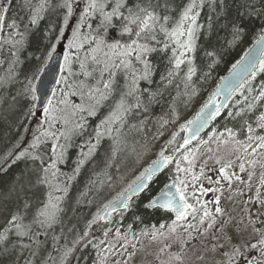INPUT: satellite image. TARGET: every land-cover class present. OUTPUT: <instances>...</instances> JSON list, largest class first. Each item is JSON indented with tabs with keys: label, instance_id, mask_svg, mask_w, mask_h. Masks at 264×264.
Wrapping results in <instances>:
<instances>
[{
	"label": "trees",
	"instance_id": "1",
	"mask_svg": "<svg viewBox=\"0 0 264 264\" xmlns=\"http://www.w3.org/2000/svg\"><path fill=\"white\" fill-rule=\"evenodd\" d=\"M37 2L38 0H32L33 4ZM50 2L52 6L44 13V18L39 20L37 25L29 23L30 10L24 7V0H13L9 12L5 14L6 27L2 36L6 37L11 31L7 25L14 18L20 24V30L26 32V42L18 53L20 62L15 66V75L11 79L8 73L11 61L10 46L4 44L0 49V61H3L0 64V77L6 81L4 86L0 87V232L3 231L6 219L10 218V214L16 210L18 205H22L24 200L31 204L29 213L24 220L25 223H28L37 207L40 206V202L46 199L47 188L45 186L37 184L35 187H25L21 191L18 184V177L23 174H32L33 183H35V174L41 167L39 161H34L28 156L14 160L18 153L27 150L33 155H40L47 166L52 155L51 149L56 145L55 140L49 139L38 149L30 147L35 135L39 134L37 130L41 127L47 129L48 124L45 123L44 112L39 114L36 111V100L32 99V93L25 92L28 81L32 80L31 87L35 88L38 78L48 63L49 54L54 53L51 51L53 47L56 51H62L64 57L65 55L69 56L73 74H68L64 59L57 89L51 100V104L58 110L57 115H60L59 110L65 108V105L61 103L62 100L75 104L83 103L79 95H72L81 81L95 85L96 79L99 77L98 71L93 73V77H85L80 69V60L84 58L85 53L91 55L90 49L96 46L94 43L85 42L84 47L80 50L68 47V41L72 39V32L76 30L86 0H76L73 5V15L68 18L67 25L64 24L66 10L57 6L62 3V0H50ZM131 2L132 0H129V3ZM144 2L146 3L147 0ZM156 2L157 0H152L153 4ZM160 2L162 3V0ZM184 2L186 3L187 0ZM224 3L226 7H217V12L220 13L218 18H215L217 12H212L207 6L201 10L198 23L205 25V28L199 32L195 52L198 71L196 77L193 78L194 94L192 89H189V94L184 95L183 85L179 89L175 87L177 82L167 87L164 86L166 82L162 83L160 76L165 70L167 57L171 53L170 51H157L148 57L155 65L152 82L140 81L139 87L142 90H147L142 95L144 104H147L150 92L159 90L163 92V95L157 97L158 103L148 105L147 112H144L143 108L134 109L128 114L125 123L113 124L112 131L101 137L97 143L95 138L97 128L101 121L114 111L121 94L126 91L127 80L123 72L115 71L116 83L113 94L102 103L94 115L85 112L80 114L83 116L82 120L80 116L72 118L67 126L71 133L67 141L60 137V133L65 131L63 121L53 124L50 130L57 134L59 144L65 146L64 158L57 164V167L60 170L58 182L67 187L65 193H58V195L64 196L63 206L66 210L61 216L62 223L56 225L54 229H48L46 237L41 235L38 238L44 243L40 248L39 255L34 258V264H43L49 253L59 256L58 252L53 251L54 245L57 248L66 242L70 245L71 240L78 233L82 235L87 230L89 222L94 219L95 214L98 211L103 212L105 204L124 193L129 185L153 163L162 150L165 151V155H172L175 152L174 149H177L182 137L181 125L194 117L219 80L228 73L261 35L262 29H264V16L247 15L244 7L245 0H224ZM261 8H264L262 0H249L248 11L253 9L259 11ZM106 10L110 11L111 9ZM210 16L215 19H209ZM99 20L98 16L90 18L88 23L92 25V28L82 26L81 34L87 36L91 32L92 35H98L95 29L99 25ZM233 23L241 29L235 38L232 34ZM26 24L27 30L25 29ZM209 24L213 25L212 30H208ZM105 35L109 43H114L116 40L121 43L130 42L127 34L121 36L119 25L116 29H109ZM158 38L163 39V37ZM148 43L150 46H156L154 41H148ZM205 50L214 51L216 55L209 59L204 55ZM101 58L103 57L101 56ZM94 67L96 65L89 62L88 70L91 71ZM137 67L140 65L137 64ZM105 79H107V73H105ZM261 90H264V71L258 69L256 75L235 95L225 112L212 125L203 139L208 140L213 133L223 132L226 127L237 131L238 137L242 138L244 133L240 131V127L243 120L247 119L255 127V120L261 113H264V107L258 106L250 113L247 112L246 107L252 97L258 95ZM129 102H132L131 98H129ZM260 103L264 104V101ZM242 109L244 112H241ZM78 120L84 125L83 129L71 131ZM141 121L144 123L141 124ZM174 134H178L175 137V142L169 145L168 141ZM90 144L95 145V150L91 155H88ZM9 152L12 153L11 156L8 155ZM81 160H83L82 164ZM77 167H79V171H76ZM175 168L176 163L155 178L148 189L134 200L124 212L111 216V220L106 224L102 225L98 222L92 225L90 236L96 238L94 243H98L100 239H106V243L101 245V248L112 243L116 238L117 230L121 236L126 235L127 238H131L127 240L129 243L145 240L148 235H143V233L158 229L161 224L165 225L164 229L168 228L174 220L172 214L160 209L150 210L145 207V204L175 178L171 173ZM260 193L262 197L264 188H261ZM248 202L249 200H247V204ZM247 204L248 212L250 210V214H247L248 218L256 217L257 209L264 212V205ZM260 219L264 220V216H261ZM257 227L260 225L257 224ZM69 229H71L70 232ZM106 229H111L107 238L103 236ZM227 229L229 231L227 234L232 237V242L236 243L238 228L229 223ZM54 235L59 237L58 244L53 240ZM202 235H204L203 241L208 254L214 256L216 264H224L227 257L223 253L226 249L230 250V245L226 242L225 230L220 231L219 226L214 235L211 236L207 232L199 234L192 243L198 241ZM11 240L16 241L17 237L13 235ZM24 242L31 243L27 240ZM146 245L150 246L149 253L152 257H156L162 249L166 251L171 249L170 256L174 254L173 250L179 253L190 246L189 244L180 246V243H174L168 236L163 237L160 241L153 240ZM217 245H224V247L218 248ZM8 247L11 254L4 253L3 246H0V264H15L16 260L23 264L28 251L25 250L24 256H19L18 251L12 249L11 243L8 244ZM143 250L145 247L139 252V257ZM248 254L251 259L255 260L259 256V251L256 250L254 254L251 252ZM143 255L146 256V254ZM68 264H99L98 251L91 245L86 248L77 247ZM240 264H244V261L241 260Z\"/></svg>",
	"mask_w": 264,
	"mask_h": 264
},
{
	"label": "snow or ice",
	"instance_id": "2",
	"mask_svg": "<svg viewBox=\"0 0 264 264\" xmlns=\"http://www.w3.org/2000/svg\"><path fill=\"white\" fill-rule=\"evenodd\" d=\"M12 2L13 0H0V33H3L5 30V14L9 12ZM74 3H76V0H62V3L57 5L66 10L64 17L65 25L68 23V18L73 15ZM51 6L50 0H38L35 4L32 3V0H24V7L30 10L29 23L37 25L38 21L44 18V13ZM206 6L212 12H217V7H226L224 0H187L186 3L184 0H162V3L160 0H157L155 4L152 3V0H147L146 3L144 0H132L131 3H129V0H86L79 23L76 25V30L72 32V39L68 41V47L69 49L75 48L80 50L84 47L85 42L94 43L96 46L90 49L91 55L89 56L88 53H85L84 58L80 60V69L82 75L85 77H93V73L97 71L99 72V77L96 79L95 85L81 81L76 86L77 90L72 92L73 96L79 95L83 103L75 104L62 100L61 103L65 105V108L59 110L60 115H57L58 110L51 102H49L48 107L44 108L45 123L48 124V128L44 129L41 127L37 130L39 134L35 135L30 147L38 149L41 144L48 142L49 139L56 141V145L51 149L52 155L47 166H45V161L40 155H33L27 150L21 151L15 156L14 160L28 156L34 161H39L41 165L39 171L35 174V183H33L32 174H23L18 177L20 190L22 191L25 187H35L38 184L45 186L47 192L46 199L40 202V206L37 207L30 222H24L31 208V204L27 200H24L22 205H18L16 210L10 214V218L6 219L3 231L0 232V246H3L2 251L4 253L11 254V250L8 247V244L11 243L12 249L17 250L19 256H24L25 250L28 251L23 264H34V258L39 255L40 248L44 243L38 238L41 235L46 237L48 229H54L56 225L62 223L61 216L66 209L63 206L64 196L58 195V193H65L67 187L66 185L62 186L58 182L60 170L57 164L64 158L65 146L59 144L57 134L50 129L53 124L63 121L65 131L60 133V137H63L67 141L71 134L67 126L72 118L80 116L82 120L83 116L80 114L85 112L89 115H94L102 103L113 94L116 83L115 71L123 72L127 80L126 91L121 94L114 111L105 120L101 121V124L97 128L95 132L97 143L101 137L112 131L113 124L125 123L128 114L134 109L143 108V111L147 112L149 110L148 105L159 102L157 97L163 95V92L158 90L150 92L147 104H144L142 95L147 90H142L139 87L140 81L152 82L155 65L148 58L152 53L157 51H170L171 53L167 57L165 70L160 76L161 82H166L164 83L165 87L177 82L175 87L179 89L183 85L184 95L189 94V89H192V93L194 94L195 90L192 88L193 78L196 77L198 71L195 63V52L199 32L205 28V25L198 23V20L201 10ZM248 6L249 0H245L244 7L247 15L264 16V8H261L259 11L255 9L248 11ZM108 8L111 10L107 11L106 9ZM219 14L217 12V17L215 18H218ZM97 16L100 18L99 25L95 29L98 35H92L89 32L87 36H83L80 31L81 27L86 26L91 29L92 25L88 23V20ZM215 18L209 17V19ZM118 25L121 36L127 34L130 39L129 43H121L119 40H116L114 43L108 42L105 34L109 29H116ZM224 26L227 27V25ZM212 27L213 25L209 24L208 30H212ZM7 28L11 31L8 32L6 37L0 36V49H2L4 44L10 46L11 61L8 73L11 79L15 75V66L20 62L18 53L25 46L26 32L20 30V24L14 18L7 25ZM27 28L26 24L25 29L27 30ZM240 31L239 26L233 23L232 34L234 38ZM158 37H163V39H159ZM148 41H154L156 46H150ZM51 51L55 52V47ZM249 51L251 52L252 50L250 49ZM259 54L262 58L259 61L258 67L261 71H264V47L259 49ZM204 55L211 59L216 53L205 50ZM48 59H51V53ZM64 59L68 74L72 75L69 56L65 55ZM89 62L92 65H96L91 71L88 70ZM2 63L3 61H0V64ZM137 64L140 67H137ZM255 66V58L253 57L246 60L243 65H236L234 68L247 71L249 68H254ZM105 73H107V79H105ZM252 75H254V71ZM5 83V79L0 77V87H3ZM32 83V80L28 81L25 92L32 93V99L35 101L38 98L35 96V88L31 87ZM242 83L243 81H240L235 87H240ZM69 87L72 86L69 85ZM129 98H131L132 102H129ZM245 99L247 100V97ZM209 101L211 104H206L200 110V114L195 120H189L187 123L181 125L180 131L189 133V136L183 139L182 146H187L193 138L197 137L200 127L207 122L205 110L212 104H215L212 97H209ZM262 101H264V90L259 91L258 95L252 97V100L246 106L247 112H252L258 106L264 107V104L260 103ZM219 111L220 108L217 106L213 112L208 113V116H214ZM173 112H175V109H173ZM241 112H244V110L242 109ZM237 115H240V113H237ZM143 123L141 121V124ZM164 123H167V121H164ZM193 125L195 127H192ZM83 127L84 125L78 120L73 125L71 131L83 129ZM240 131L244 133L242 138L238 137L237 131L227 127L223 132L218 134L213 133L209 137V141L214 140L217 147L215 149L208 148L207 151L211 155L207 157L204 165H207V160H212L216 166L215 170L219 178L215 181L211 177H206V179L209 184L214 183L216 185H220L221 180H223L229 187L234 181H238L245 183L251 189V181L256 175V166L259 165L262 171L257 186V199L256 201L250 199L249 202L264 205V200L259 199L260 189L264 188V113H261L255 120V127L247 119H244ZM176 135L178 134H174L172 139L168 141L169 145L175 142ZM94 150L95 145L90 144L88 155H91ZM174 151H179V149H174ZM198 153L199 150L195 148L187 151L186 154L181 153L179 160L176 161L177 177L165 186L159 196L149 200L145 204L146 208H159L175 214V219L168 226L167 234L163 231L165 225L161 224L158 229L145 232L143 235H150L153 240H156L162 236L166 237L167 235L175 234L179 228H183L191 236L192 233L189 230L200 231V226L207 224V228L204 229L207 232L216 225L220 217L225 216V210L221 207V196L223 195L224 188H205L202 184L197 187V182L201 177H205L204 166L199 168L198 173L194 171L197 166ZM8 155L11 156L12 153L9 152ZM159 156L160 160L154 162L153 167L145 169L129 185L126 192L121 193L116 199L105 204L103 212L98 211L95 214L94 219L89 222L87 230L82 235L78 233L71 240L70 245L67 242L58 248L54 245L53 251L58 252L59 256H53L49 253L43 264H68L69 260L73 258L77 247L86 248L89 245L97 249L99 264H104L106 255L101 256L100 254H110L114 250L115 245L109 243L107 248H101L100 246L106 243V239H100L98 243H94L96 238L90 236L92 225L98 222H109L113 212L119 211L121 208L128 209L131 194L140 192L146 188L147 184L145 182L152 178V175L161 165L173 162V156L165 155V151L163 150L159 153ZM181 162H184V166H182ZM80 163L82 164L83 160ZM237 168L239 173H248L247 180L241 179L240 174L234 170ZM76 171H79V167H77ZM180 173L184 174L183 178L179 176ZM190 188L192 191H189ZM197 192L200 193L199 196L196 194ZM210 192L219 193V195H214L212 200H204L203 197ZM190 200L193 202H189ZM210 204L215 206L214 211L209 207ZM261 216H264V212L257 209L255 221L251 217H249L247 224H245L244 219L237 221L236 227L239 228V232L237 233L238 239L236 243H233L232 237L225 233L226 242L230 245V250L226 249L223 253L227 257L224 264H240L241 260L244 261V264H264V220L260 219ZM189 217H191V220H189ZM232 220L231 216L226 220L221 219L220 231L223 232ZM193 221H197V223H193ZM257 224L260 227H257ZM240 225H243V227L241 228ZM249 229H251L250 232H248ZM70 231L71 229H69ZM110 231L111 229H106L103 232V236L107 238ZM245 232H248L247 236L244 235ZM13 235L17 237L16 241L11 240ZM115 236L119 238L121 237V233L117 230ZM123 239L127 240V236L125 235ZM25 240L31 243H25ZM53 240L56 244L59 243V237L55 235L53 236ZM65 240H67V237H65ZM121 246L126 247V245ZM165 247H168V245H165ZM216 247H224V245H217ZM256 250L259 251V256L253 260L248 253L254 254ZM173 261H180L183 264L182 255L171 254L169 264ZM15 264H20V261L16 260Z\"/></svg>",
	"mask_w": 264,
	"mask_h": 264
},
{
	"label": "rangeland",
	"instance_id": "3",
	"mask_svg": "<svg viewBox=\"0 0 264 264\" xmlns=\"http://www.w3.org/2000/svg\"><path fill=\"white\" fill-rule=\"evenodd\" d=\"M207 141V143H206ZM201 140L196 146L195 149L199 150L198 153V161H197V166L194 169L197 173L199 172V168L204 166L205 167V177H201V179L197 182V187H199L200 184H202L205 188H214V187H223V195L221 196V207L225 210V216L220 217L217 220L216 225L207 231L211 236L214 235L215 231L218 230V227L220 226V220L221 219H228L229 216L233 218V220L230 222V225L236 226L237 221L244 219L245 224L248 223V217L247 214H250V211L248 212V209L246 208L247 200H252L256 201V192H257V186L259 184V179H260V173H261V168L259 165L256 166L255 172L256 175L253 177L251 181V189L248 188V186L245 183H240L238 181H234L232 185L229 187L225 181L221 180L220 185H216L214 183L209 184L208 180L206 177H211L213 181L218 179V173L215 170L216 166L214 165L212 160H207V165H204L205 160L211 153H209L207 150L209 147L215 149L217 147L216 143L214 140L209 141L208 140ZM182 166H184V162H181ZM247 167V165H246ZM239 173L238 168L234 169ZM174 177H177V172L176 168L171 172ZM241 176L242 180H247V175L248 173H239ZM179 176L183 178L184 174L180 173ZM189 191H192L190 188ZM261 191V189H260ZM242 193V194H241ZM198 196L200 195L199 192L196 193ZM214 195H219V193H208L206 196L203 197L204 200H212ZM259 199L264 200V195L261 197V193L259 196ZM193 202V201H189ZM255 203V202H252ZM252 203L248 202L247 205H251ZM259 204V203H258ZM210 208L214 211L215 206L214 205H209ZM247 213V214H246ZM257 217L252 216V220H256ZM189 220H191V217H189ZM186 223V222H182ZM193 223H197V221H193ZM242 228L243 225H240ZM207 228V224L201 225L200 226V231H191V236H189V232L185 231L183 228H179L177 230V233L175 234H170L167 235L174 243H180V246H186L190 245L187 247L183 252L177 253L176 250H173L174 254H181L183 257V264H216V261L214 259V256H210L208 254V251L205 249V242L203 241V236L200 237V239L194 243L193 239L195 237H198L197 235L206 233L204 229ZM167 230L163 229V231L167 234ZM225 233L229 232L227 227L224 229ZM251 229L248 230L250 232ZM239 232V228L236 231V234ZM248 232H245L244 235L247 236ZM116 233V232H115ZM231 233V232H230ZM197 234V235H196ZM162 237H159L158 239L154 241H160ZM238 238V237H237ZM131 238H127V240H130ZM127 240L123 239V236L121 237H116L114 241L111 243L115 245V248L113 251L110 252V254H103L101 253V256L106 255V260L104 261V264H169L170 256L169 251L166 250H161L156 257H152L149 253L150 246L146 245V243L150 244L153 239L151 238L150 235L145 240H142L138 242L136 241H131L127 242ZM255 242V240H253ZM109 245V244H108ZM108 245L104 246L103 248H107ZM121 245H126V247H122ZM135 247V248H134ZM145 247V250H143L140 254V257L138 256L139 252ZM143 254H146L143 255ZM146 259V260H145ZM219 262V261H218ZM171 264H181L180 261H173ZM221 264V263H218Z\"/></svg>",
	"mask_w": 264,
	"mask_h": 264
},
{
	"label": "water",
	"instance_id": "4",
	"mask_svg": "<svg viewBox=\"0 0 264 264\" xmlns=\"http://www.w3.org/2000/svg\"><path fill=\"white\" fill-rule=\"evenodd\" d=\"M0 36H2V33H0ZM262 38H264V31L258 37V39L250 46V48L242 55L240 60L235 64V66L243 65L246 60L254 57L256 66L254 68H249L247 71H241L240 69L233 67L218 82L217 86L215 87V89L212 91V93L209 96V97H212V100L215 101V104H212L208 109L205 110V118L207 122L204 123L202 127H200L197 137L193 138L187 146H182L183 139L189 136L188 132H183L182 139L177 147L179 151H175V153L172 155L173 162L167 165H161L156 170V172L152 175V178L145 182L147 184V187L152 183L153 179L156 176L168 170L175 163V161L177 160V158L180 156L181 153H184L187 149L195 145L207 133L211 125L226 110L229 103L232 101V99L237 94V92L254 76L252 75V72L254 71V74L256 73L257 69L259 68L258 67L259 61L262 58L259 54V49L264 47V39ZM250 49L252 50L251 52L249 51ZM62 63H63V54L61 51H57L51 56V59H49L48 64L44 68L41 76L39 77L36 83L35 94H36V97L38 98L37 103H36V110L39 114H42L44 112V108L49 106V102L51 101L53 94L57 88V84H58L61 69H62ZM240 81H243L241 86L235 87V85L240 83ZM209 97L207 101L203 104V106L199 109V111L195 114L192 120L196 119V117L200 114V110L204 108L206 104H211V102L209 101ZM217 106L220 108L219 113L214 116H208V113L213 112L215 107ZM192 127H195V125H193ZM159 160H160V157L156 158L154 162L159 161ZM154 162L152 163L150 167L154 166ZM147 187L144 188L140 192L132 193L129 204L133 202L135 199H137L141 194H143V192L147 189ZM159 195L160 193L157 196ZM151 209H159V208H151ZM125 210L126 209L121 208L119 211L113 212L112 215L116 213H120ZM172 214L175 217V214L174 213ZM104 223L106 222H101V224H104Z\"/></svg>",
	"mask_w": 264,
	"mask_h": 264
}]
</instances>
